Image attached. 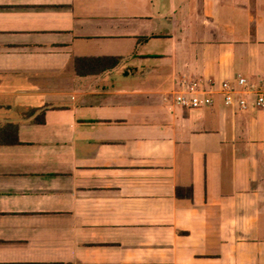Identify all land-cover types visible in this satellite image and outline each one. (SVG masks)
<instances>
[{
  "label": "crops",
  "instance_id": "crops-1",
  "mask_svg": "<svg viewBox=\"0 0 264 264\" xmlns=\"http://www.w3.org/2000/svg\"><path fill=\"white\" fill-rule=\"evenodd\" d=\"M238 76L264 81V0H0V264H264V108L224 104ZM181 79L213 104L179 106Z\"/></svg>",
  "mask_w": 264,
  "mask_h": 264
},
{
  "label": "built area",
  "instance_id": "built-area-1",
  "mask_svg": "<svg viewBox=\"0 0 264 264\" xmlns=\"http://www.w3.org/2000/svg\"><path fill=\"white\" fill-rule=\"evenodd\" d=\"M203 86V81L181 79L180 89L175 93L176 103L186 109L212 105L213 99ZM237 86L228 81L220 84L219 92L225 105L237 106L243 110L264 108V81L251 86L245 77L238 76Z\"/></svg>",
  "mask_w": 264,
  "mask_h": 264
},
{
  "label": "trees",
  "instance_id": "trees-1",
  "mask_svg": "<svg viewBox=\"0 0 264 264\" xmlns=\"http://www.w3.org/2000/svg\"><path fill=\"white\" fill-rule=\"evenodd\" d=\"M119 61V58L109 56L74 58L70 63V68H72L78 75H90L113 69L118 65ZM45 109L46 107L29 112L27 116L31 117L39 111L36 121L38 120L42 122L44 120ZM16 143H18L16 127L11 123L2 126L0 128V144ZM180 192L181 189H178L177 196H179Z\"/></svg>",
  "mask_w": 264,
  "mask_h": 264
}]
</instances>
